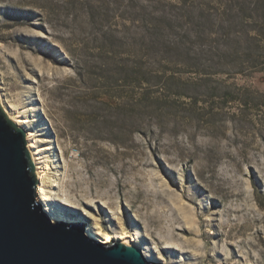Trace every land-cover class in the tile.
<instances>
[{
  "label": "rangeland",
  "instance_id": "obj_1",
  "mask_svg": "<svg viewBox=\"0 0 264 264\" xmlns=\"http://www.w3.org/2000/svg\"><path fill=\"white\" fill-rule=\"evenodd\" d=\"M0 87L53 205L168 264H264V0H0Z\"/></svg>",
  "mask_w": 264,
  "mask_h": 264
},
{
  "label": "water",
  "instance_id": "obj_2",
  "mask_svg": "<svg viewBox=\"0 0 264 264\" xmlns=\"http://www.w3.org/2000/svg\"><path fill=\"white\" fill-rule=\"evenodd\" d=\"M37 186L26 132L0 104V264H159L120 241L90 239L85 224L51 221Z\"/></svg>",
  "mask_w": 264,
  "mask_h": 264
},
{
  "label": "bare ground",
  "instance_id": "obj_3",
  "mask_svg": "<svg viewBox=\"0 0 264 264\" xmlns=\"http://www.w3.org/2000/svg\"><path fill=\"white\" fill-rule=\"evenodd\" d=\"M0 104L2 105L4 104L1 87H0ZM3 107L9 119L12 120L18 127H20L26 132L27 147L31 155L32 162L35 166L36 177L38 180L37 199L40 202V204L43 206L45 213L48 214L51 221L85 224L86 226L85 234L87 235V237H89L92 240L101 242L103 244H109L111 243L112 240H114V242L120 241L123 244L139 248L142 251L146 260L149 262L168 264L162 261L160 258L155 257L151 252H149L146 249L144 245L139 244L138 240H136L132 236H129L126 232L123 231L118 235H113L112 233H110L111 231L110 232L104 231L100 226H92L89 225V223L87 224V221L85 220L83 214L78 213L77 211H75V209H72V207L65 209L60 207L59 205H53L44 192V183L47 178L48 169H49L48 163L47 161L44 160L41 154V150H42L41 147L37 146L36 141L33 138L34 131L32 129L31 130L27 129L28 128L27 123L31 121V117H24L19 114H17L16 116L13 115L12 111L14 109V106L12 105L8 107H5V105H3Z\"/></svg>",
  "mask_w": 264,
  "mask_h": 264
},
{
  "label": "trees",
  "instance_id": "obj_4",
  "mask_svg": "<svg viewBox=\"0 0 264 264\" xmlns=\"http://www.w3.org/2000/svg\"><path fill=\"white\" fill-rule=\"evenodd\" d=\"M260 197H263L264 198V195L263 196H258L257 197V204L261 207V208H264V204L262 203V201H261V198Z\"/></svg>",
  "mask_w": 264,
  "mask_h": 264
}]
</instances>
